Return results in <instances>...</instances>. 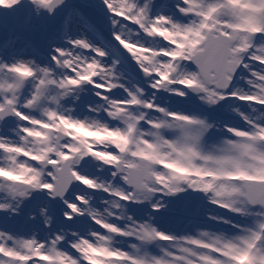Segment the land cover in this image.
Here are the masks:
<instances>
[{
	"label": "snow or ice",
	"instance_id": "6c2138e0",
	"mask_svg": "<svg viewBox=\"0 0 264 264\" xmlns=\"http://www.w3.org/2000/svg\"><path fill=\"white\" fill-rule=\"evenodd\" d=\"M0 264H264V0H0Z\"/></svg>",
	"mask_w": 264,
	"mask_h": 264
},
{
	"label": "rangeland",
	"instance_id": "374dc122",
	"mask_svg": "<svg viewBox=\"0 0 264 264\" xmlns=\"http://www.w3.org/2000/svg\"><path fill=\"white\" fill-rule=\"evenodd\" d=\"M190 106L194 107L195 105H194V104H192V105H190Z\"/></svg>",
	"mask_w": 264,
	"mask_h": 264
}]
</instances>
